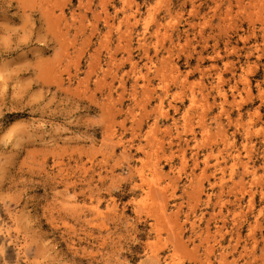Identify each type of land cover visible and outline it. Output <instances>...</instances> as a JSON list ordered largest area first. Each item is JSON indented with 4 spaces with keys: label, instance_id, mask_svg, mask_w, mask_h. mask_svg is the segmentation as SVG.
Masks as SVG:
<instances>
[{
    "label": "rangeland",
    "instance_id": "1",
    "mask_svg": "<svg viewBox=\"0 0 264 264\" xmlns=\"http://www.w3.org/2000/svg\"><path fill=\"white\" fill-rule=\"evenodd\" d=\"M157 262L264 264V0H0V264Z\"/></svg>",
    "mask_w": 264,
    "mask_h": 264
},
{
    "label": "bare ground",
    "instance_id": "2",
    "mask_svg": "<svg viewBox=\"0 0 264 264\" xmlns=\"http://www.w3.org/2000/svg\"><path fill=\"white\" fill-rule=\"evenodd\" d=\"M161 106V105H160ZM245 166V165H244ZM157 264H158V262H157Z\"/></svg>",
    "mask_w": 264,
    "mask_h": 264
}]
</instances>
